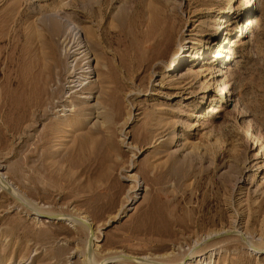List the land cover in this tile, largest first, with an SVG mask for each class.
<instances>
[{"label": "rangeland", "instance_id": "obj_1", "mask_svg": "<svg viewBox=\"0 0 264 264\" xmlns=\"http://www.w3.org/2000/svg\"><path fill=\"white\" fill-rule=\"evenodd\" d=\"M0 264H264V0H0Z\"/></svg>", "mask_w": 264, "mask_h": 264}, {"label": "bare ground", "instance_id": "obj_2", "mask_svg": "<svg viewBox=\"0 0 264 264\" xmlns=\"http://www.w3.org/2000/svg\"><path fill=\"white\" fill-rule=\"evenodd\" d=\"M78 32L80 33V36L79 37H81V42H78L76 36H73L72 34H70L71 32L70 33H66L65 38L63 37L64 38V41H65V45L67 46V48H65V54L68 55V56H73V57L75 56L72 59V60L75 61L73 70L71 72L69 71L70 73L68 74V76L70 77V80H67L68 82H70V84H72L70 87H74L75 86L74 83H75V81L78 78H80L79 76L85 75V78H88L89 77L88 74H90L91 71H92V69L86 70V69H83L82 68L86 63L84 65L82 64L83 66L82 65H79V62H80L81 58H87V54L89 53V47H88V44H87V40L83 38V32H80V31H78ZM184 49H185L184 47H181V50L183 52H184ZM76 56H79V57H76ZM183 56H184V54L183 53L182 54L180 53V54H177L176 55V58H177V60H179V61L182 62L184 60ZM174 63H175V61H173L172 63L169 64L168 70H170L171 65H173ZM176 63L173 65L172 68L175 67ZM180 66H181V64H180ZM81 84L82 83H80L79 85H81Z\"/></svg>", "mask_w": 264, "mask_h": 264}]
</instances>
